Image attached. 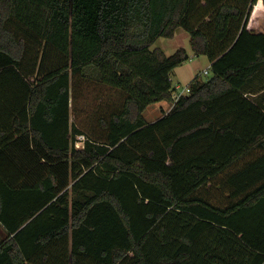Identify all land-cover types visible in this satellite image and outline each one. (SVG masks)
Instances as JSON below:
<instances>
[{"label": "trees", "instance_id": "16d2710c", "mask_svg": "<svg viewBox=\"0 0 264 264\" xmlns=\"http://www.w3.org/2000/svg\"><path fill=\"white\" fill-rule=\"evenodd\" d=\"M258 2L0 0V264H264ZM179 29L210 75L174 102ZM72 77L122 92L82 148Z\"/></svg>", "mask_w": 264, "mask_h": 264}, {"label": "rangeland", "instance_id": "374dc122", "mask_svg": "<svg viewBox=\"0 0 264 264\" xmlns=\"http://www.w3.org/2000/svg\"><path fill=\"white\" fill-rule=\"evenodd\" d=\"M152 48H160L165 55H171L179 48L186 50L191 56L190 60L177 67L171 74L172 88L178 86L179 89L185 86L197 75L202 80L208 78L203 74L206 70V57H194L188 43L187 33L179 29L172 38H160L152 46ZM85 79L72 77L71 81V120L72 123L81 131L84 141L87 135L96 134L94 131L98 126V118L103 116L108 117L111 106L109 104L101 103L111 99L115 106L120 105L122 97L120 92H115L106 86L99 85ZM110 92V93H108ZM172 106V103L161 102L153 104L146 108L143 116L146 122H153L160 118L164 113H167ZM119 107V106H118ZM75 144L77 148L83 147V142L77 140ZM5 238V232L0 227V241Z\"/></svg>", "mask_w": 264, "mask_h": 264}, {"label": "crops", "instance_id": "0c3cea01", "mask_svg": "<svg viewBox=\"0 0 264 264\" xmlns=\"http://www.w3.org/2000/svg\"><path fill=\"white\" fill-rule=\"evenodd\" d=\"M248 28L253 29L256 32L264 33V7L261 6L260 2H258V4L254 7V9L251 13L249 23H248ZM190 58H191V56H190ZM28 59H29V57H28ZM24 65H26V63H24ZM24 67H26V66H24ZM209 67H210V62L206 58V66H205L206 70H204V71H206L207 73L204 74V71H203V74L207 75L208 77L210 75ZM25 72L28 73V75H30L29 74L30 70H28L27 68H26ZM36 75H37V67L35 68L33 75L30 76V80H34L36 78ZM260 77L264 78L260 75L256 78L252 79L249 82V86H248L247 90H245V92L243 93V96L246 97L248 100H250L254 105L258 106L262 112H264V87L259 88V86L262 83H264V79L260 80L259 79ZM70 122L72 123L71 113H70ZM149 123H151V122H149ZM0 227L4 230L5 237H6L8 232L1 225H0Z\"/></svg>", "mask_w": 264, "mask_h": 264}, {"label": "built area", "instance_id": "2783aa9c", "mask_svg": "<svg viewBox=\"0 0 264 264\" xmlns=\"http://www.w3.org/2000/svg\"><path fill=\"white\" fill-rule=\"evenodd\" d=\"M207 72L204 71V74H206ZM189 93V89H188V86L186 85L185 88H182V89H179L178 86L175 87V89H173V92H172V99L174 102H176L180 96H183V95H187ZM79 141H82L84 142V138L82 136H78L77 137ZM77 145L75 144V147Z\"/></svg>", "mask_w": 264, "mask_h": 264}]
</instances>
